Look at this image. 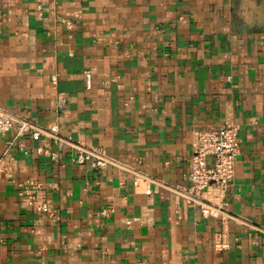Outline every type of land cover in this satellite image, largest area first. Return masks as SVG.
I'll use <instances>...</instances> for the list:
<instances>
[{
  "label": "crops",
  "instance_id": "obj_1",
  "mask_svg": "<svg viewBox=\"0 0 264 264\" xmlns=\"http://www.w3.org/2000/svg\"><path fill=\"white\" fill-rule=\"evenodd\" d=\"M0 109L173 188L197 132L230 123L240 139L232 183L202 196L221 214L203 217L14 127L0 137V264H264V0H0ZM26 179L47 212L17 191Z\"/></svg>",
  "mask_w": 264,
  "mask_h": 264
},
{
  "label": "built area",
  "instance_id": "obj_2",
  "mask_svg": "<svg viewBox=\"0 0 264 264\" xmlns=\"http://www.w3.org/2000/svg\"><path fill=\"white\" fill-rule=\"evenodd\" d=\"M87 83L89 76L87 75ZM65 100L58 97L56 106L64 108ZM16 128V137L28 136L32 140L41 138L50 139L58 146H68L72 154V161L77 165L88 164L93 170H103L109 166H119L132 176L133 188L143 189V194L150 195L153 185L170 189L178 197L198 209L201 215L210 216L221 214V210L204 202L202 196L205 190L210 187L226 190L234 179L235 162L240 153V139L238 138V126L225 123L216 128L204 129L196 134L194 150L191 155L190 171L187 174V184L183 187L173 188L161 184L152 177L142 175L134 169H128L110 159L102 148L88 147L80 142H73L58 134L57 125L40 127L33 124L26 117H18L6 110L0 109V137ZM37 153H45L41 147ZM42 184L36 179H26L17 185V191L27 201L29 207H33L37 213L47 212V206L39 200V192Z\"/></svg>",
  "mask_w": 264,
  "mask_h": 264
}]
</instances>
